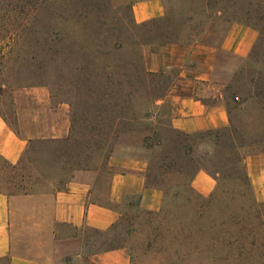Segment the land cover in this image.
<instances>
[{"label": "rangeland", "instance_id": "rangeland-1", "mask_svg": "<svg viewBox=\"0 0 264 264\" xmlns=\"http://www.w3.org/2000/svg\"><path fill=\"white\" fill-rule=\"evenodd\" d=\"M135 1L0 0V79L4 83L0 86V117L12 118L14 89L44 86L54 102L69 106L71 118L67 139L37 141L31 146L33 150L26 151L14 167L0 160V191L8 196H46L64 189L78 171L73 167L80 165L96 172L95 199L121 214L108 232L85 233L84 253L126 246L130 249L132 264H221L208 252L192 263L175 236L174 215L184 219L191 214L190 207L183 203L191 185H175L170 178L166 185H160L167 193L159 209L165 210L163 220L158 216L159 211L147 213L133 207V198L123 197L116 204L108 197L112 170L105 166L106 156L141 159L148 165L158 156L170 153L186 161L183 142L180 145L173 142L175 136L167 111L157 104L175 83L177 68L152 73L148 71L149 65H145L146 57L168 44L136 47L144 71L153 76L136 78L128 98L130 90L124 73L132 76L135 73L124 70V65L111 63L129 54L126 50L120 55L111 53V47L116 37L139 41L145 34L152 32L154 36L166 31L181 40L170 44L195 42L213 46L224 39L234 21L256 29L258 38L246 58L236 59L223 52L217 57L215 68L230 108V130L245 146L250 140L264 136L261 111L264 105V0H171L166 4L167 18L142 24H136L132 17ZM217 7L222 9V16L211 18ZM108 78H113L112 93H108L111 87L108 90L106 87ZM164 89V96L158 98ZM234 96L239 99L236 101ZM99 140L105 144L102 152L95 147ZM217 147L212 142H201L193 146V151L208 152L213 157ZM179 204L183 208L177 209ZM204 238L207 239L206 234ZM55 264L86 263L67 257Z\"/></svg>", "mask_w": 264, "mask_h": 264}, {"label": "crops", "instance_id": "crops-1", "mask_svg": "<svg viewBox=\"0 0 264 264\" xmlns=\"http://www.w3.org/2000/svg\"><path fill=\"white\" fill-rule=\"evenodd\" d=\"M168 1L136 0L131 8L134 22L167 18ZM222 13L217 7L210 17ZM257 38L256 29L234 21L217 45L168 44L146 57L149 72L177 68L175 83L157 101L167 111L170 128L195 134L231 127L224 85L215 75L217 57L226 52L236 59L246 58ZM195 84L201 87H192ZM11 102L12 118L0 117V160L4 164L18 165L32 141L69 137V106L54 102L46 87L16 88L11 92ZM240 152L254 198L264 203V138L250 140ZM107 166L112 170L107 195L114 203L127 196L135 200L133 207L143 212L159 211L163 194L146 185L148 165L144 160L111 157ZM96 185V172L83 169L74 173L64 189L46 196H8L0 191V264H55L67 257L82 259L86 264H132L126 246L83 251L87 231L108 232L121 215L118 209L95 199ZM215 185V180L202 170L191 181L194 191L203 197L210 195Z\"/></svg>", "mask_w": 264, "mask_h": 264}, {"label": "trees", "instance_id": "trees-1", "mask_svg": "<svg viewBox=\"0 0 264 264\" xmlns=\"http://www.w3.org/2000/svg\"><path fill=\"white\" fill-rule=\"evenodd\" d=\"M172 34L166 31L153 36L151 32L149 35L145 34L139 41L127 39L126 41L130 42L129 45L118 37L113 39L111 53L120 55L126 50L129 56L122 59L118 57L111 64L116 63L119 67L124 65V70L130 69L135 73L134 76L127 72L124 73V76H127L125 82L130 90L127 98L134 90L136 78H141L144 75L153 76L152 73L144 71L142 57L136 47L138 48V45H164L181 42ZM107 81L109 83L106 85L108 90V87L112 86L113 78H108ZM0 86H4L1 79ZM165 91L164 89L158 98L163 97ZM110 92H113L112 87L111 90H108V93ZM234 99L237 101L239 97L234 96ZM128 102L129 99L126 103ZM225 103L228 112H230L227 101ZM262 106L261 111L264 115V105ZM10 123L13 127V123ZM230 129L231 127H227L195 134H184L172 129L171 132L175 136L173 142L176 145L183 142V147L186 148L184 154L186 161L183 162L179 159L180 155L173 156L168 153L158 156L155 161L148 162L145 174L146 185L162 192V203L167 199V193L160 185H166L168 178L172 179L175 185H191L195 174L202 170L216 182V187L207 197L197 194L192 187L188 186L190 194L186 195L183 203L190 207L191 214L184 219L178 215H174L175 217L172 218L173 223L176 224L175 236L179 239V246L184 248V255L190 258L192 263L208 252L212 256H216L215 259L217 258L221 264H264V203L257 202L254 198L242 164L240 148L244 145L242 140L234 138ZM93 134L100 136V133L94 132ZM201 142L204 144L212 142L218 146L217 150L213 151V157L209 156L208 152L195 153L193 151V146ZM35 143L38 142H30L26 151L33 150L31 146ZM157 143H160V140L157 139ZM104 145V143H100V140L95 143L96 149H100L101 152L104 150ZM88 148H90L89 144ZM150 148L152 147L148 149ZM109 158V156L105 157V166H107ZM83 169L88 168L80 165L73 167V170ZM226 183L237 185H225ZM230 186L233 188L231 189ZM180 208H183V205L179 204L177 209ZM164 211L162 208L158 212V216L162 220L165 218L162 216ZM204 234L207 239L204 238ZM114 248L118 247L111 249Z\"/></svg>", "mask_w": 264, "mask_h": 264}]
</instances>
